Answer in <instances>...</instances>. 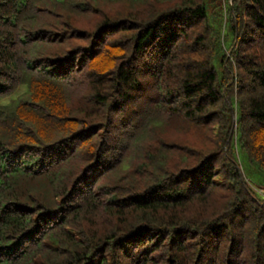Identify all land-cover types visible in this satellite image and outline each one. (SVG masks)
<instances>
[{
    "label": "trees",
    "instance_id": "16d2710c",
    "mask_svg": "<svg viewBox=\"0 0 264 264\" xmlns=\"http://www.w3.org/2000/svg\"><path fill=\"white\" fill-rule=\"evenodd\" d=\"M262 190L264 0H0V264H264Z\"/></svg>",
    "mask_w": 264,
    "mask_h": 264
},
{
    "label": "rangeland",
    "instance_id": "374dc122",
    "mask_svg": "<svg viewBox=\"0 0 264 264\" xmlns=\"http://www.w3.org/2000/svg\"><path fill=\"white\" fill-rule=\"evenodd\" d=\"M20 89L24 90L25 88L24 87H20ZM16 95H17V93H15L12 97H15ZM262 192H264V190H262Z\"/></svg>",
    "mask_w": 264,
    "mask_h": 264
}]
</instances>
